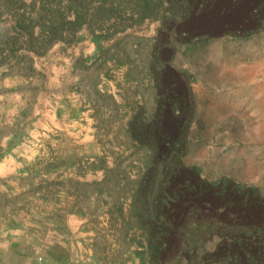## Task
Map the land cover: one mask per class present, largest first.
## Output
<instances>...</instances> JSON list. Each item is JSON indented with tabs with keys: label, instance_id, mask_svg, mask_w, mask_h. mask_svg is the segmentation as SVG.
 Wrapping results in <instances>:
<instances>
[{
	"label": "rangeland",
	"instance_id": "1",
	"mask_svg": "<svg viewBox=\"0 0 264 264\" xmlns=\"http://www.w3.org/2000/svg\"><path fill=\"white\" fill-rule=\"evenodd\" d=\"M143 1L0 0V161L9 160L0 237L37 262L50 242L73 241L94 264H152L138 193L154 151L130 122L138 110L146 122L166 110L173 84L191 107L181 127L184 165L207 184L253 188L262 202L246 217L209 198L218 223L264 230V0H218L185 23L161 0ZM21 20L31 35L15 30ZM89 40L97 61L80 85L85 102L46 117V68ZM165 126L180 133L171 117ZM196 222L177 218L183 232L156 264H264V241L239 248L233 230L208 232Z\"/></svg>",
	"mask_w": 264,
	"mask_h": 264
},
{
	"label": "trees",
	"instance_id": "2",
	"mask_svg": "<svg viewBox=\"0 0 264 264\" xmlns=\"http://www.w3.org/2000/svg\"><path fill=\"white\" fill-rule=\"evenodd\" d=\"M217 1L161 0L167 4L166 10L175 18L178 17L179 23H185L194 14L200 15L213 11ZM143 2L146 4L145 8L151 5L150 1ZM173 21L171 18L168 25ZM15 30L20 33L27 31L31 35L30 27L25 20L19 21ZM57 30L52 32L58 33ZM165 94L166 110L158 111L150 122H146L142 111L138 110L130 122V131L134 138L147 144L154 151L153 166L142 178L138 193V198L142 201L138 217L141 227L148 235L151 263L161 262L163 255L168 253L172 239L178 235L181 236L183 231L177 230L176 225L178 217L186 221L195 219L199 230L207 229L208 232L212 230L226 233V235H232L231 230H233L239 240V248L242 246L244 249H249L252 245H260L264 241V230L261 226L250 224L223 228L216 219L218 207L207 204L208 199L213 198L231 211L237 209L241 211L242 216L247 217L250 211H259L262 207L256 190L242 188L228 182L217 185L207 184L200 179L196 169L184 165L185 133H182L181 127L183 120L190 115L191 107L188 106L186 98L179 93L176 85L166 86ZM174 108L182 113L175 116ZM170 117L180 130L176 137L171 135L165 126V122ZM191 197H194L195 201H189L188 198ZM176 206L180 209H175ZM250 238H259L260 243L248 242ZM231 247L235 248L237 245H231ZM231 247L230 250H233ZM194 248L195 246L190 245L191 250Z\"/></svg>",
	"mask_w": 264,
	"mask_h": 264
},
{
	"label": "crops",
	"instance_id": "3",
	"mask_svg": "<svg viewBox=\"0 0 264 264\" xmlns=\"http://www.w3.org/2000/svg\"><path fill=\"white\" fill-rule=\"evenodd\" d=\"M96 45L92 41L78 43L67 49L66 54L59 55L55 58L49 68H46V74L51 85L44 92L45 97H49L52 102L51 108L44 111V115L49 118H55L60 112V108L69 106L72 111L73 107L78 108L85 102V97L81 93V83L86 80V76L91 75L94 71V63L97 61ZM94 57V58H93ZM57 98V102H53ZM47 103V104H48ZM142 105V101H140ZM16 110L9 109L11 115ZM4 137L2 142L6 139ZM5 145V144H4ZM9 160L0 161V177H4L5 168ZM6 163V164H5ZM2 237V236H1ZM0 237V264H94L90 258H87V250L80 243L50 242V250L43 257V262H37L36 256L30 253L20 252L13 246V242H7ZM13 249L12 252L9 249ZM15 248V249H14ZM7 249V250H6ZM11 256V257H10ZM10 257V259H9Z\"/></svg>",
	"mask_w": 264,
	"mask_h": 264
},
{
	"label": "bare ground",
	"instance_id": "4",
	"mask_svg": "<svg viewBox=\"0 0 264 264\" xmlns=\"http://www.w3.org/2000/svg\"><path fill=\"white\" fill-rule=\"evenodd\" d=\"M264 60V59H263ZM260 69V71L261 72H263V77H264V61L262 62V64H261V67L259 68ZM260 72V73H261ZM255 72H253V74H254ZM252 74V73H251ZM255 75V74H254ZM253 77V76H252ZM250 79H252V78H250ZM264 89V88H263ZM261 107L258 105V107H257V111H259V109H260Z\"/></svg>",
	"mask_w": 264,
	"mask_h": 264
},
{
	"label": "built area",
	"instance_id": "5",
	"mask_svg": "<svg viewBox=\"0 0 264 264\" xmlns=\"http://www.w3.org/2000/svg\"><path fill=\"white\" fill-rule=\"evenodd\" d=\"M41 260V259H40Z\"/></svg>",
	"mask_w": 264,
	"mask_h": 264
}]
</instances>
